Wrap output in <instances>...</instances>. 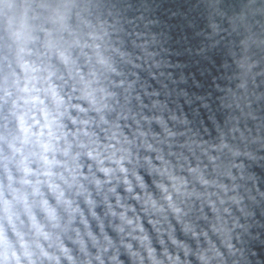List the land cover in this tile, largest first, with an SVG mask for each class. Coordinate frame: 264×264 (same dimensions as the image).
Here are the masks:
<instances>
[{
    "label": "clouds",
    "instance_id": "obj_1",
    "mask_svg": "<svg viewBox=\"0 0 264 264\" xmlns=\"http://www.w3.org/2000/svg\"><path fill=\"white\" fill-rule=\"evenodd\" d=\"M77 7V0H0V264H124L122 254L130 264H189L191 249L169 216L183 223L197 195L181 173L210 182L199 157L193 167L183 154L166 155L146 139L137 144L106 118L110 65L84 30L91 25L72 23ZM182 147L215 164L211 152L229 146L189 139ZM184 231L198 236L187 223ZM195 255L211 264L221 254L212 246Z\"/></svg>",
    "mask_w": 264,
    "mask_h": 264
},
{
    "label": "water",
    "instance_id": "obj_2",
    "mask_svg": "<svg viewBox=\"0 0 264 264\" xmlns=\"http://www.w3.org/2000/svg\"><path fill=\"white\" fill-rule=\"evenodd\" d=\"M77 5L72 23L91 25L84 30L95 34L110 65L103 70L112 93L106 118L137 144L146 139L166 155L183 154L193 167L199 157L210 182L202 185L181 173L197 195L188 199L183 223L169 216L175 237L191 249L189 264H202L195 253L212 246L221 255L211 264H245L238 250L251 264H264V0H77ZM189 139L229 147L211 152L218 157L213 164L199 149L193 155L182 147ZM140 154L155 156L143 148ZM96 211L103 216V206ZM184 223L198 236L185 233ZM144 226L159 251L146 217ZM92 227L99 231L95 221ZM105 227L117 239L107 220ZM168 247L185 259L182 250ZM120 259L130 264L126 255Z\"/></svg>",
    "mask_w": 264,
    "mask_h": 264
}]
</instances>
